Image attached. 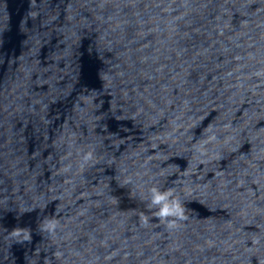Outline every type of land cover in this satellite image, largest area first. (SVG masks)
I'll return each mask as SVG.
<instances>
[{"label":"clouds","instance_id":"obj_1","mask_svg":"<svg viewBox=\"0 0 264 264\" xmlns=\"http://www.w3.org/2000/svg\"><path fill=\"white\" fill-rule=\"evenodd\" d=\"M151 196V204L159 205L156 214L161 218L168 215H179L182 209L179 207L175 200H170L169 197L172 195L171 191H159L153 188Z\"/></svg>","mask_w":264,"mask_h":264}]
</instances>
